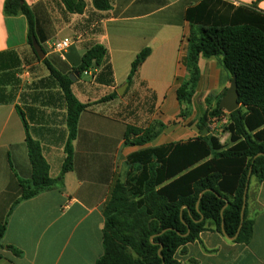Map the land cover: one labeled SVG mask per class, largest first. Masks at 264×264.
Returning <instances> with one entry per match:
<instances>
[{"label": "crops", "instance_id": "1", "mask_svg": "<svg viewBox=\"0 0 264 264\" xmlns=\"http://www.w3.org/2000/svg\"><path fill=\"white\" fill-rule=\"evenodd\" d=\"M24 1L37 18L39 44L60 72L75 74L82 57L93 45L101 44L108 50L112 85L97 81L101 70H90L73 82L72 90L84 104L96 103L129 84L136 56L144 49L151 50L124 96L93 104L82 113L73 144L74 167L66 174L64 187L23 201L12 212L21 195V182L32 177L27 133L19 110L30 136L41 144L51 178H58L69 137L67 109L58 88L56 98L43 101L39 92H52L46 88L30 91L22 102L18 98L0 104V223L7 222L3 244L24 253L23 257H15L11 252L1 251L4 258L0 264H96L104 254V209L116 182L125 181L129 157L145 149L197 138L200 116L216 108L219 99L226 96L233 76L224 69L221 58L201 57V78L191 105L178 101L181 83L190 78L184 65L187 38L192 30L186 12L204 0H110L108 11H98L93 0H85L84 13L76 14L78 18L74 16L70 22L62 19L66 13L70 14L60 0ZM220 1L253 9L258 0ZM5 2L0 0V53L14 51L22 61L20 52L31 49L28 22L24 16H6ZM256 10L264 13V1ZM64 34L76 43L62 59L51 47L70 39L62 38ZM18 69L10 71L5 90L12 85ZM138 95L153 97L143 111L153 113L150 124L156 127L158 135L143 146H131L127 143L135 137L127 138V129H141V123L130 117L127 100ZM183 112L187 114L181 117ZM227 124L228 119L217 122L218 130L211 131L212 135L218 136L219 132L225 135L224 142L221 141L225 148L232 146L229 134L220 129ZM247 203L249 217L254 221L253 238L248 245L237 244L216 231H204L199 240L186 246L185 252L177 251L175 258L180 264H264V182L259 183L255 177L251 178Z\"/></svg>", "mask_w": 264, "mask_h": 264}, {"label": "trees", "instance_id": "2", "mask_svg": "<svg viewBox=\"0 0 264 264\" xmlns=\"http://www.w3.org/2000/svg\"><path fill=\"white\" fill-rule=\"evenodd\" d=\"M70 14H83L85 0H60ZM235 7L220 0H204L186 12L191 25L187 38L188 50L184 65L190 78L181 83L177 96L181 104L191 105L201 78L199 59L221 58L222 65L237 77L240 108L229 114L219 107L206 110L199 118L200 135L186 143L145 149L129 157L125 181H118L104 209L103 256L96 264H180L175 258L179 249L199 240L204 231H216L233 238L241 225V213L248 176L251 171L259 183L264 182V13L257 6ZM98 11H108L110 0H93ZM4 13L8 17L24 16L28 22V44L38 62L49 72V79L60 89L67 109L69 137L65 146L66 159L58 178H51L50 166L41 144L26 129V144L32 166V177L21 182V195L12 207L23 201L61 189L65 176L74 167V141L77 139L80 117L93 104L118 98L114 92L96 103L84 104L75 96L70 76L60 72L46 57L37 55L33 40L38 39V21L24 0H6ZM151 50L141 51L131 65L128 77L132 84ZM21 60L14 51L0 53V104L9 103L5 83L10 71L19 68ZM90 70H101L100 83H114L108 50L101 44L90 47L76 69L82 76ZM107 75V79L105 76ZM8 79V80H6ZM210 103L207 99V104ZM187 113H182L184 117ZM228 119L225 132L232 146L225 148L210 125ZM163 128V125H159ZM155 129V127H151ZM156 130V129H155ZM129 127L127 138L131 146L151 142L158 132ZM210 133L203 135L204 131ZM152 131L154 134L151 135ZM249 193L247 196V202ZM226 207V208H225ZM225 208V210H224ZM224 210V211H223ZM223 212V214H222ZM203 218V220H202ZM254 221L246 205L243 226L235 243L248 245L253 238ZM7 222L0 223L1 251L15 257L24 253L3 244Z\"/></svg>", "mask_w": 264, "mask_h": 264}, {"label": "rangeland", "instance_id": "3", "mask_svg": "<svg viewBox=\"0 0 264 264\" xmlns=\"http://www.w3.org/2000/svg\"><path fill=\"white\" fill-rule=\"evenodd\" d=\"M70 14V13H69ZM73 15V16H72ZM76 14L68 15L66 13V17L62 16L66 22H70L71 18H73ZM75 18H78L75 16ZM70 19V20H69ZM63 37L71 38L70 35L64 34ZM76 42H74L75 44ZM73 44V45H74ZM20 57L22 58L21 66L19 69L14 73V77L12 78V85L7 86L6 88V97L8 99L17 100L22 102L24 98H27L30 91L32 90H39V89H50L52 92H48L52 96H49L47 92H39L42 95L40 98H43V101L47 100L48 98L51 99L57 97V87L52 84L49 79V74L44 67L43 64L37 61L34 54L32 53L31 49L29 48L26 51L20 52ZM153 97L147 95L145 98H141V96H136L132 99L127 100L129 105L127 106V110L130 111V117H134L136 123H141V130H155L151 129L153 124H150L152 120L153 113H145L143 111V106L148 103V101H152ZM141 111V112H140ZM152 114V115H151ZM220 129H225V125L221 126ZM159 128V127H158ZM156 131V130H155ZM154 134L152 131L151 135ZM224 134H222V138Z\"/></svg>", "mask_w": 264, "mask_h": 264}, {"label": "water", "instance_id": "4", "mask_svg": "<svg viewBox=\"0 0 264 264\" xmlns=\"http://www.w3.org/2000/svg\"><path fill=\"white\" fill-rule=\"evenodd\" d=\"M33 46L34 49L37 53V55L39 56L40 60H44L46 58V53L43 50V48L41 47V45L39 44V42H37L36 39L33 40ZM80 73L76 72L73 75H70V79L72 82H76L77 81V77H79ZM129 84H125L124 86L118 88L117 93L119 96H124L126 89L128 88ZM239 91H238V84H237V77L233 76L232 82H231V86L230 88L227 90L226 92V96L220 101V105L219 107L223 110H225L227 113L231 114L233 112H235L236 110H238L240 108V103H239ZM209 134L208 130L204 131V135ZM251 171L250 174L248 176V180L251 181ZM249 187L250 184H247L246 190H245V194H244V205H243V209H242V213H241V225L239 228V231L237 233V235L233 238H230L226 235L225 231H224V224H223V234L225 235V237L229 240L235 241L238 237V234L243 226V222H244V214H245V209H246V205H247V196L249 193ZM226 208V207H225ZM224 208V210H225ZM223 210V211H224ZM223 214V212H222ZM203 220V218H202Z\"/></svg>", "mask_w": 264, "mask_h": 264}, {"label": "built area", "instance_id": "5", "mask_svg": "<svg viewBox=\"0 0 264 264\" xmlns=\"http://www.w3.org/2000/svg\"><path fill=\"white\" fill-rule=\"evenodd\" d=\"M73 44V40L71 39H64L60 42L54 43L51 47V49L56 52L59 53L62 59H65V55L68 51V49L72 46ZM210 130L211 131H217L218 130V126H217V122H214L210 125ZM220 140L222 142H224V137L222 138V133L219 132L218 134ZM225 136V135H223Z\"/></svg>", "mask_w": 264, "mask_h": 264}]
</instances>
